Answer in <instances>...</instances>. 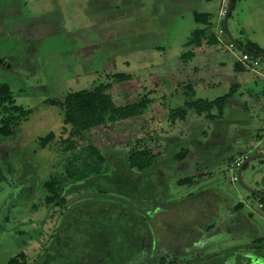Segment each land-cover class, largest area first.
Masks as SVG:
<instances>
[{
	"label": "rangeland",
	"instance_id": "rangeland-1",
	"mask_svg": "<svg viewBox=\"0 0 264 264\" xmlns=\"http://www.w3.org/2000/svg\"><path fill=\"white\" fill-rule=\"evenodd\" d=\"M220 1L0 0V84L30 111L12 136H0V264H143L150 247L182 244L202 252L175 261L239 264L243 252L236 249L264 238V206L252 193L264 194L263 76L244 66L237 71L235 55L222 44L200 51L187 45L200 27L194 12L211 14L213 32ZM229 30L243 47L264 49V0H236ZM187 53L196 55L185 60ZM117 74L131 80L118 82ZM102 83L112 86L118 105L151 99L146 113L93 129L88 140L73 135L49 101ZM189 84L194 99L206 101L238 87L224 114L190 110L182 119ZM51 133L54 140L41 146ZM93 143L107 158L103 174L73 183L64 174L68 162L74 155L82 160ZM138 147L152 150L157 171L127 169V152ZM184 149L193 155L175 163ZM243 153L251 160L237 169ZM187 177L196 183L178 189L175 181ZM53 178L66 187L65 202L47 201ZM201 222H216L212 236L199 234ZM255 244L248 250L252 264H264V240ZM116 248L127 256H109Z\"/></svg>",
	"mask_w": 264,
	"mask_h": 264
},
{
	"label": "trees",
	"instance_id": "trees-1",
	"mask_svg": "<svg viewBox=\"0 0 264 264\" xmlns=\"http://www.w3.org/2000/svg\"><path fill=\"white\" fill-rule=\"evenodd\" d=\"M235 1L236 0H234L232 10L234 8ZM195 17L196 21H199V17L201 16L200 14H196ZM202 41H206L210 46L218 44L216 37H214V35L208 30H197L192 33V37L187 45L200 47ZM235 43H237L240 48L244 49L245 52H248L251 55H264V50L255 43H247L245 47L236 42V40ZM236 66L239 70H243L239 65ZM114 79H116L118 82H124L129 81L131 76L126 74H118L114 76ZM235 88L236 86L231 89L229 94L221 98H218L214 101H206L202 99H194L196 97V93L192 85L189 84L186 87V96L188 101L185 103V109L180 111L182 112L180 117L185 119L189 113L188 111L190 110H193L198 114H205L206 112H211L212 110L217 109L219 110V114H224V110L234 95ZM49 102L50 105L57 106L62 111L64 115V123L65 125L71 127L73 135L86 138V140H88L89 136L91 137L93 135L91 130L94 128L102 127L107 124H116L143 116L151 103L150 100L143 99L140 102L125 106L118 105L114 101L112 95V86L110 84H100L93 90L72 92L66 95L64 100H51ZM0 111L3 115L1 119L0 136L5 138L12 136L15 126H17L23 118L30 114V111L16 106L13 92L8 84H0ZM54 138L55 135L51 133L49 136L40 139L41 146L46 147L54 140ZM73 144L69 145V150L73 151L75 149V143ZM82 151L84 158L80 160L77 155H74L73 158L68 162L64 172L65 176L73 183L85 182L90 177H92V175L101 176L105 169V165L107 164V158L97 146L91 144L86 146ZM189 153L190 151L188 149H184L174 156V160L177 162L184 161L188 157ZM156 165L155 156L152 153V150L148 147L135 148L126 155V167L131 171L146 173L152 169H157ZM2 182V177H0V184H2ZM195 183L196 181L194 178L187 177L179 179L177 181V186L178 189H183L184 187L191 188ZM46 188L49 193L47 198L48 202L66 201L67 195L66 193L63 194V192H65L64 188L66 187L63 186L58 179L53 178L50 182L46 183ZM259 197L261 198L260 204L264 206V196ZM242 209L243 204L240 202L237 203L235 206L236 213H239ZM215 219L218 221L216 216ZM182 223L187 228L191 225L188 221H183ZM215 223L210 226L205 225L203 222L198 223L199 229L203 231L199 234L208 233V237L212 236L214 232H210L209 229L213 228ZM181 230L185 231L184 229ZM263 240L264 238L255 239L254 241L251 240L249 244L240 246L239 249L237 248V251H240V253L243 252L242 261L239 264H242L246 261V264H252L253 259L252 256L250 257V255H248V250L252 251V249H254V245H256L255 243L262 244ZM144 244L146 245L147 242L143 241L142 245ZM182 245L183 246L179 248L175 245H169L167 249H151L150 247L149 250L147 249V256L144 259V264H192L194 260L185 263L186 261L181 260V258H179L178 261H175L176 259L171 257H181L179 255L186 252L185 256H188L186 258H193V254L198 251L202 252L200 251L202 248L192 247L195 246L194 244L188 245L187 247H185L186 244ZM180 249H183L184 251H181ZM191 249L196 250L193 251ZM140 251L142 253V249ZM109 256H111V254ZM199 257L201 256H198L197 258ZM203 257L206 258L204 255ZM257 260L258 259L254 261L257 262ZM17 262V260L11 261L10 264H17Z\"/></svg>",
	"mask_w": 264,
	"mask_h": 264
},
{
	"label": "built area",
	"instance_id": "built-area-1",
	"mask_svg": "<svg viewBox=\"0 0 264 264\" xmlns=\"http://www.w3.org/2000/svg\"><path fill=\"white\" fill-rule=\"evenodd\" d=\"M230 5V0H221L220 1V11H219V17H218V22H217V27H216V37L218 39L219 44L224 45L230 52L235 55V60L239 63H241L245 68L253 71L259 76H264V68L263 71L261 67V61L258 58L252 57L250 54L242 52L241 56L236 55V45L231 42L227 34L225 32L224 28V22L228 14V9ZM249 156L247 154L242 155L236 162H235V167L239 169L246 160H248ZM234 182L237 181V177H234L233 179Z\"/></svg>",
	"mask_w": 264,
	"mask_h": 264
},
{
	"label": "flooded vegetation",
	"instance_id": "flooded-vegetation-1",
	"mask_svg": "<svg viewBox=\"0 0 264 264\" xmlns=\"http://www.w3.org/2000/svg\"><path fill=\"white\" fill-rule=\"evenodd\" d=\"M224 28H225V25H224ZM228 30H229V28H228ZM225 32H226V34H227V37H228V39L231 41V42H233L235 45H236V48H240V46H238L237 45V43H235V40L233 39V37H232V35H231V33H230V30H229V33L227 32V30H226V28H225ZM212 34V33H211ZM213 35H214V37H216V30L215 31H213ZM191 37H192V34L190 35V39H191ZM190 39H189V41H190ZM216 39H217V37H216ZM188 41V42H189ZM217 41H218V39H217ZM237 42V41H236ZM219 43V42H218ZM188 44V43H187ZM191 47H196V46H191ZM197 48V47H196ZM262 49V48H261ZM243 52H245V51H243ZM245 53H248V52H245ZM249 54V53H248ZM190 55V56H189ZM251 55V54H250ZM195 55H194V53H187V54H185V55H183V59L184 58H186L185 60H187V59H192L193 57H194ZM252 57H254V58H258L260 61H261V67L262 68H264L263 66H264V55L263 56H254V55H251ZM236 64L237 65H239L242 69H243V65L241 64V63H239V62H237L236 61ZM237 71H239V72H241V71H245V70H239L238 69V67H237ZM118 75V74H117ZM255 75H256V73H255ZM262 79H264V76L262 77ZM131 80V79H130ZM124 82H127V81H124ZM102 84H109V83H102ZM100 85V84H99ZM98 85V86H99ZM188 85H186V86H184L185 87V89H186V87H187ZM96 88V87H95ZM236 90H237V86H236ZM113 95V94H112ZM144 99V98H143ZM142 99V100H143ZM145 99H147V98H145ZM141 100V101H142ZM148 100H150L151 101V99H148ZM115 101V100H114ZM140 102V101H139ZM131 104H133V103H131ZM129 105V104H128ZM52 106V105H51ZM62 112V111H61ZM63 114V113H62ZM64 116V115H63ZM140 117H143V116H140ZM132 120V119H131ZM119 123H121V122H119ZM109 125H112V124H107V125H105V126H102V127H98V128H103V127H106V126H109ZM67 126V125H66ZM70 127V126H69ZM1 128V127H0ZM71 128V127H70ZM94 129H96V128H94ZM93 131V129L91 130V132ZM92 134H94L93 132H92ZM93 145H94V143H93ZM96 146V145H95ZM99 148V147H98ZM100 149V148H99ZM189 151H190V153H189V155H188V157L184 160V161H181V162H177V161H175L174 159V161H175V163H184L185 161H189V159L191 158V156L193 155V152L191 151V149H188ZM128 153V152H127ZM246 154V153H245ZM242 155H244V153L243 154H241V155H239V157H237L236 158V160H235V162L242 156ZM175 156V155H174ZM251 160V156H250V154H249V158H248V160H246L245 161V163L239 168V169H242L243 167H245L247 164H248V162ZM156 166L158 167V161L156 160ZM233 165H235V163L233 164ZM235 167V166H234ZM164 170V169H163ZM202 171L201 172H199L200 174H206V173H204L207 169H206V167H204V168H202L201 169ZM156 171H157V169H156ZM198 174V173H197ZM195 177V176H194ZM193 177V178H194ZM233 179H234V177H233ZM179 180V179H178ZM178 180H176L175 181V183H176V185H177V181ZM238 181H241V176H239V177H237V181L236 182H238ZM234 182V181H233ZM177 188V187H176ZM190 189V188H189ZM254 195H260V196H264V194H261V193H258V192H252ZM259 197V196H258ZM262 206V205H261ZM113 251H114V253H115V255H113V254H111V256H126V253H120V252H124V251H126L125 249H122V248H116V249H113ZM117 252V253H116ZM140 252V250L139 249H137V251H136V253H139ZM139 254H141V252L139 253ZM144 264V263H143Z\"/></svg>",
	"mask_w": 264,
	"mask_h": 264
},
{
	"label": "crops",
	"instance_id": "crops-1",
	"mask_svg": "<svg viewBox=\"0 0 264 264\" xmlns=\"http://www.w3.org/2000/svg\"><path fill=\"white\" fill-rule=\"evenodd\" d=\"M196 14H200L201 17H199V21H196V17L195 15ZM193 17H194V20L197 24H199V28L195 29L193 32L197 31V30H200V31H205V30H208L210 33L213 34L212 31H210V19H211V14L210 13H206V12H199V11H195L194 14H193ZM198 19V18H197ZM192 32V33H193ZM191 33V34H192ZM208 46V43L206 41H202V44L200 47H194L195 50L197 51H200V50H204L203 47H206ZM260 47V46H259ZM261 48V47H260ZM263 49V48H262ZM264 50V49H263ZM194 55H196V53H194ZM195 57V56H194ZM193 57V58H194ZM192 58V59H193ZM237 65V64H236ZM236 69H237V66H236ZM238 87V85H236Z\"/></svg>",
	"mask_w": 264,
	"mask_h": 264
},
{
	"label": "water",
	"instance_id": "water-1",
	"mask_svg": "<svg viewBox=\"0 0 264 264\" xmlns=\"http://www.w3.org/2000/svg\"><path fill=\"white\" fill-rule=\"evenodd\" d=\"M233 3H234V0H230L228 14H227V17H226L225 22H224L225 28H226V30H227L228 33H229V30H228V28H229V18H230V15L232 13ZM258 196H260V195H258Z\"/></svg>",
	"mask_w": 264,
	"mask_h": 264
}]
</instances>
